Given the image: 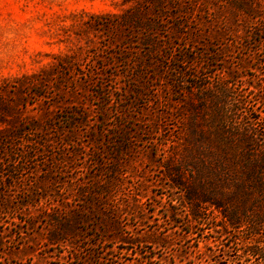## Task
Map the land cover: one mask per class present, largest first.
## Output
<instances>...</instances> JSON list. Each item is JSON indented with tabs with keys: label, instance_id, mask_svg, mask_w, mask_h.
Instances as JSON below:
<instances>
[{
	"label": "rangeland",
	"instance_id": "374dc122",
	"mask_svg": "<svg viewBox=\"0 0 264 264\" xmlns=\"http://www.w3.org/2000/svg\"><path fill=\"white\" fill-rule=\"evenodd\" d=\"M162 1L171 5H166L170 13L182 11L187 27L205 31L195 49L179 51L208 68L202 70L210 76L208 86L227 80L247 105L239 115L244 122L263 119L257 130L264 135V12L260 20L242 21L238 38H227L216 36L214 29L213 35L201 11L216 8V0ZM149 2L0 0V135L35 130L13 143L30 156L20 161L18 181L5 188L8 182L0 178V264H233L236 255L242 256L243 244H233L240 241L236 233L221 236L218 227L211 229L218 217L209 229L206 223L200 226L204 230L188 227L184 209L174 201L175 222L159 219L167 201L181 196L163 176L158 156L151 155L149 145L142 146V128L134 125L154 120L153 111L160 110L144 106L154 101L148 91L154 89L158 106L169 111V134L184 128L179 120L190 111L200 129L214 127L209 126L215 110L185 83L180 87L190 94L179 95L178 101L168 80L156 77L162 76L160 70L143 64L144 47L127 38L124 18L133 12L156 20ZM160 22L171 34V21ZM198 76L204 77L201 70ZM124 113L126 124L117 118ZM119 124L138 133L127 156L113 152V129ZM2 160L8 158L0 146ZM108 177L114 188L101 198L89 197L96 183ZM85 199L91 204L85 206ZM76 209H89L94 216L78 214L82 219L77 223L71 218L75 236L62 238L53 219L68 218ZM107 216L114 221L106 222Z\"/></svg>",
	"mask_w": 264,
	"mask_h": 264
},
{
	"label": "trees",
	"instance_id": "16d2710c",
	"mask_svg": "<svg viewBox=\"0 0 264 264\" xmlns=\"http://www.w3.org/2000/svg\"><path fill=\"white\" fill-rule=\"evenodd\" d=\"M148 4L152 6L153 9L150 10L153 14L157 15L154 18L156 20L141 17V13L138 12H133L130 17L124 18L127 34H129L127 38L132 41L136 39V43L144 47L143 53L141 52L144 57L143 64L147 62L146 68L160 70L162 76L156 75V77L168 80L171 90L176 89L174 93L178 96V101L181 100L179 95L190 94L180 87V84L185 83L189 85L190 90L197 89L201 96H205L204 99L210 101V108L215 110L211 111L210 116L209 127L214 125L212 129H200L195 113L190 111L186 120L180 115L177 116L181 117L177 120L184 123V128L177 127V131L169 134L166 133L169 111H164L167 109L164 105L158 106L154 89L148 91L154 101L148 103L144 101V106L147 108L156 106L161 111H153L154 120L134 125L142 128L141 135L145 136V139L140 141L144 143L142 146L149 145L146 147L151 149V155L158 156L157 160L163 176L171 181L172 188L181 196V198H171L167 201L159 219H163V222H171L179 216L174 201L184 209L182 212L189 219L188 227L209 229L218 217L220 221L211 229L215 230L218 227L215 232L221 236L230 232L236 233L240 241L233 244L235 246L243 244V248L239 249V251L242 250V256L236 255L238 259H235L233 264H264V135L257 130V124L263 119L256 117L252 122H244L239 113H242L240 109L247 108V105L244 107V101L240 100L225 83L227 80L224 79V83L217 80L215 85L208 86L207 80L210 76L203 72L208 68H204L203 63L194 64V60L196 61L194 55L179 51L184 47L186 49L183 50L187 51L189 48L193 50L198 43H202L199 39L205 33L204 29L201 32L196 27L193 29L187 27L188 19L182 11L177 8V13H170L166 5L170 8L171 5L163 3L162 0H150ZM215 4L217 7L212 10L209 7L201 10L206 18L208 17V23L205 21V24L210 30H215L216 36L227 38L231 35L238 38L236 33L242 28V21L260 20L264 12V0H216ZM224 11L228 15L223 14ZM164 19L171 21L169 23L171 34L161 25L160 20ZM202 40L205 46V39ZM231 41L236 42L232 38ZM203 55L204 53L201 56ZM181 65L185 67L188 65L187 71L182 72ZM138 66L142 67L140 64H137ZM191 68H193L192 72ZM163 69L164 73L161 72ZM199 70L204 77L198 76ZM139 98L141 99L140 96ZM115 102V108L118 109L117 99ZM129 116L136 121L133 115ZM117 118L124 120L125 124L129 119L126 113L120 114ZM206 127H208L207 124ZM16 130L0 135V146L3 151H6V158H8V161H0V178L4 176L8 182L7 185L2 184L5 188L18 181L23 165L20 161L24 162L26 157L30 159V156H27L28 152L26 155L21 154L17 148L20 144L16 146L13 143H19L22 135L30 136L31 133H35L32 129L23 134L22 131L15 132ZM135 134H138L136 128L132 130L124 124L116 125L112 134L114 137L112 144L115 146L113 152L122 154L123 151L125 153L130 151L131 146L135 148L138 138L134 136ZM102 164L100 160L96 162V165L102 166ZM114 165L111 163V169L107 170V173L111 174ZM114 184L112 178H104L96 183V187L93 188L97 190H94L89 197L105 196L110 189L114 188ZM1 193L2 191H0L2 201ZM83 202L85 206L86 203L91 204V201L87 199ZM84 204L82 208L85 207ZM161 208L163 209V206ZM91 213L89 209H76L68 218L57 216V219L53 220L57 232L61 231L58 235L62 238L64 235L75 236L70 219L77 223L82 219V216L78 214L89 216ZM93 213L92 216H94ZM114 218L107 216L104 220L113 222ZM205 223L204 229L200 227Z\"/></svg>",
	"mask_w": 264,
	"mask_h": 264
}]
</instances>
